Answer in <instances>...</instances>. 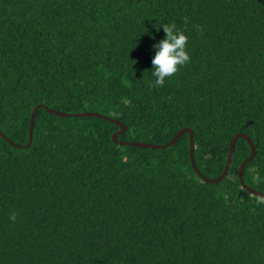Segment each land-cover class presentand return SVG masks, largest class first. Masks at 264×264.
<instances>
[{
    "label": "trees",
    "instance_id": "obj_1",
    "mask_svg": "<svg viewBox=\"0 0 264 264\" xmlns=\"http://www.w3.org/2000/svg\"><path fill=\"white\" fill-rule=\"evenodd\" d=\"M0 264H264V0H0Z\"/></svg>",
    "mask_w": 264,
    "mask_h": 264
},
{
    "label": "water",
    "instance_id": "obj_2",
    "mask_svg": "<svg viewBox=\"0 0 264 264\" xmlns=\"http://www.w3.org/2000/svg\"><path fill=\"white\" fill-rule=\"evenodd\" d=\"M39 107H41V106L36 107L34 109L33 113H32L31 125H30V139H29V142L26 145H20V144L16 143L14 140L8 139V137L4 133H2V131H0V135L4 136L12 144V146H14L16 148H27V147H30L32 142H33V133H34V128H35V119H36V114H37V111H38ZM46 109L50 113L57 114V115H60V116H63V117H70V116H73V117H84V116L92 117V116H96V117L108 119V120L118 124L121 127V130L119 132L115 133L114 136H113L114 141L116 143H120L121 145H131V146H136V147L153 148V149H156V148H167V147H170V146L174 145L184 134L188 133V134H190V155H191L192 165H193L195 171L197 172V174L199 175V177L202 180H204L205 182L209 183V184L220 183L228 175L229 168H230L231 163H232L233 158H234L235 149H236V143H237V141L240 138H244L250 143L252 153L241 164V167H240V170H239L240 182H241L242 187L244 189H246L249 193L264 199V193L252 188L251 186H249L246 183L245 179H244V169H245V167L256 156V147L254 145V142L251 140V137H249L246 134L239 133L233 138V140L231 141L230 154H229V157H228V160H227V163H226L225 170H224V172L221 174V176L219 178L213 180V179L207 178L200 171V169L196 165L195 155H194V153H195V140H194L195 134H194L193 129H191L189 127H186V128H183L182 130H180L177 133V135L172 140H170L167 144H164V145H155V144H151V143H147V142H139V141L120 142L119 139H118V136L120 134H124L128 130V127L125 124H123L121 121L117 120V119H113V118L108 117L106 115L100 114L99 112H82V113L71 114V113H67V112H60V111H57V110H54V109H51V108H47V107H46Z\"/></svg>",
    "mask_w": 264,
    "mask_h": 264
}]
</instances>
